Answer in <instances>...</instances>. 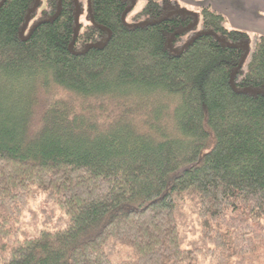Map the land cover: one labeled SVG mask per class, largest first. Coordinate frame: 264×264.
<instances>
[{"label":"trees","instance_id":"trees-1","mask_svg":"<svg viewBox=\"0 0 264 264\" xmlns=\"http://www.w3.org/2000/svg\"><path fill=\"white\" fill-rule=\"evenodd\" d=\"M174 3H0V264H264V35Z\"/></svg>","mask_w":264,"mask_h":264},{"label":"crops","instance_id":"crops-1","mask_svg":"<svg viewBox=\"0 0 264 264\" xmlns=\"http://www.w3.org/2000/svg\"><path fill=\"white\" fill-rule=\"evenodd\" d=\"M222 12L232 28L264 35V0H186Z\"/></svg>","mask_w":264,"mask_h":264},{"label":"rangeland","instance_id":"rangeland-1","mask_svg":"<svg viewBox=\"0 0 264 264\" xmlns=\"http://www.w3.org/2000/svg\"><path fill=\"white\" fill-rule=\"evenodd\" d=\"M39 2L38 7L36 8L37 13L36 16H34L30 21L33 22V20H35L37 18V14L39 13V9H41V7L44 6L45 0H37ZM81 1V9H80V14H79V21L82 23H87L89 22V15H88V10H87V0H80ZM143 4V0H136V4L134 5V10H137L141 7V5ZM171 5V4H169ZM200 6L201 3H193V2H188L186 0H175L174 5H172V7H175L176 9H184V10H188L191 12H200ZM226 26L230 27V23L228 21H226ZM199 23L197 25V28H199ZM252 33V32H251ZM95 45H100L102 44V39H98L96 41H94ZM54 95H57L54 94ZM66 95L64 94L63 97H65ZM56 97V96H54ZM60 97V96H59ZM66 102L70 103V101L65 100ZM132 116L137 117V115H135L134 113H132ZM138 118V117H137ZM39 200L38 197L35 198V203H33L32 207L34 209H37L39 206ZM40 215V214H38ZM29 221H32V219L30 218V216L27 214V216L25 217V223H27ZM35 222V221H34ZM36 223H38L37 225H41L40 221L37 219ZM63 224V222L59 223L57 226H61Z\"/></svg>","mask_w":264,"mask_h":264},{"label":"water","instance_id":"water-1","mask_svg":"<svg viewBox=\"0 0 264 264\" xmlns=\"http://www.w3.org/2000/svg\"><path fill=\"white\" fill-rule=\"evenodd\" d=\"M3 0L0 1V3L2 2ZM89 1V0H88ZM134 0H131V4L124 10L123 14H122V19H124V15L126 14V12L128 10H130L132 8V6L134 5ZM58 12V11H57ZM57 12L55 13V15L57 14ZM54 15V16H55ZM75 20L77 21V15L75 16ZM26 24V22H24V25ZM34 25H32L29 29V31L27 32V34H24L23 33V28L19 31V36L20 38L22 39H25L29 34L30 32L32 31V28H33ZM24 27V26H23ZM76 33V30H74V34Z\"/></svg>","mask_w":264,"mask_h":264}]
</instances>
